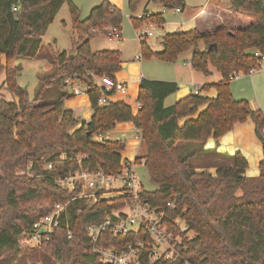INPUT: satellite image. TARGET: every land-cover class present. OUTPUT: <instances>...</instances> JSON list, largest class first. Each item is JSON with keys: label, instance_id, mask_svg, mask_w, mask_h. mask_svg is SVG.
Returning <instances> with one entry per match:
<instances>
[{"label": "trees", "instance_id": "trees-1", "mask_svg": "<svg viewBox=\"0 0 264 264\" xmlns=\"http://www.w3.org/2000/svg\"><path fill=\"white\" fill-rule=\"evenodd\" d=\"M142 1L128 0L127 5L136 12ZM150 1L166 9L186 8L185 0ZM64 3L69 5L77 34L69 53L43 42ZM231 9L247 16L249 24L230 28L223 22L211 30L167 32L161 51H153L146 39L140 44L143 58L163 62H176L191 51L194 70L210 75L214 68L221 73L222 80L202 87L216 88L217 96L192 92L166 105L179 84L142 78L135 114L125 101L99 104L105 90L97 78L117 80L123 60L120 50H94L91 43L98 32L106 33L111 27L122 30L123 9L102 0L83 19L73 0H0V77L4 73L6 90L17 98L12 101L0 95V264H109L92 252L87 229L103 222L119 201L91 202L78 196L82 187L70 191L56 180L76 172L79 160L90 170L119 171L126 142L104 136L123 122L134 123L145 146L140 158L156 189H145L144 197L154 207L182 216L194 231L184 244L186 249L182 247L184 257L193 264H264V159L255 177L247 175L249 162L241 152L226 155L221 162L200 159L211 137L218 143L237 123L249 119L264 147V111L253 109L247 99L235 98L231 90L238 73L256 66L258 58L252 51L264 54V0H232ZM148 13L131 17L136 30L151 22L165 23L161 13ZM42 48L52 67L41 76L31 98L18 81L20 60L38 58ZM68 78L88 89L93 110L89 121L65 106L75 96L67 90ZM171 204L176 206L173 211L168 209ZM57 205L66 208L49 237L23 246L21 239ZM126 241L107 229L98 245L125 246Z\"/></svg>", "mask_w": 264, "mask_h": 264}, {"label": "built area", "instance_id": "built-area-1", "mask_svg": "<svg viewBox=\"0 0 264 264\" xmlns=\"http://www.w3.org/2000/svg\"><path fill=\"white\" fill-rule=\"evenodd\" d=\"M177 8L176 11H180ZM149 16L150 14H146ZM142 15H140L141 17ZM155 23H149L143 35H152L150 29ZM110 39H123L122 32L117 27H111L106 30ZM252 55L258 58L255 67L251 68L247 75L252 76L256 72L264 74V54L259 50H253ZM138 59L142 55L137 56ZM243 72L238 73V77ZM98 84L105 90L104 95L99 99V104L103 105L112 101V97L117 94L126 95L128 85L124 81L115 80L109 76H101L97 79ZM76 79L68 78L65 83L72 86V92L75 95H83L88 92L87 88L77 82ZM196 89L195 93H199ZM138 109L140 104L137 105ZM79 169L71 175L59 178L56 182L70 191L82 187V193L79 197H84L91 202L97 200L119 201V205L112 208L107 218L99 224L88 226V233L93 242L92 252L97 254L100 260L109 264H158L160 262H177L181 264H193L184 257L182 253L186 248L185 242L193 236V230H190L186 219L182 216H172L167 209L154 207L147 198L144 197L145 187L137 172L136 163L130 161L122 163V168L117 172H105L98 168L90 170L83 168L79 160ZM51 167V165H50ZM66 205H57L48 215L40 217L34 224L33 230L28 236L34 242L39 243L47 239L57 226L59 216L65 210ZM175 204L169 205L168 209L173 211ZM121 240L126 241L118 246H99L98 240L105 230ZM124 246V248H122ZM184 247V250H182Z\"/></svg>", "mask_w": 264, "mask_h": 264}, {"label": "rangeland", "instance_id": "rangeland-1", "mask_svg": "<svg viewBox=\"0 0 264 264\" xmlns=\"http://www.w3.org/2000/svg\"><path fill=\"white\" fill-rule=\"evenodd\" d=\"M74 3L81 10V18H86L90 10L101 3L102 0H73ZM187 8L184 11L177 12L175 9H167L165 12L166 24L165 27L154 26L150 29L154 31V37L148 38L152 40L154 44L162 41L164 33L167 32H176V31H185L193 27L198 26L199 20L192 18L195 12H198L202 8L201 15L199 17L203 23L209 26L212 25L213 19H215L218 25L226 22L228 27L232 28L235 25H247L250 22V19L241 14L233 12L231 9L232 0H185ZM161 5L158 3L151 2L150 0H143L137 11L132 12L127 3L124 5V20L122 23V34L123 39L117 40L116 38L110 39L106 33L98 32L92 39V48L94 50H102L108 47H119L123 52L124 60H127L124 65V71H127L129 63H151L152 58H143L142 60H135L134 57L136 54L141 52V45L139 39H137V30L134 28L131 18L129 16H138L140 13H143L145 10H150L152 12L157 11V6ZM204 7V8H203ZM220 14V15H219ZM223 16L225 18H223ZM186 22H185V21ZM184 21V22H183ZM216 23V24H217ZM205 26V25H204ZM203 27V26H202ZM77 38V34L74 32L72 27V19L69 11L68 3H64L58 14L56 15L54 21L49 25L46 34L44 36V44H51L55 51L63 52L67 51L68 53L74 49L73 41ZM47 50V49H46ZM45 49L40 50V56L33 59H21V75L18 78L19 83L25 87L31 98H33L38 90V84L41 76L48 74L52 67V64L47 57H44ZM157 62L166 63L158 58ZM144 74H148L146 69L143 68ZM4 73L0 77V95L5 96L7 100H16L17 98L12 96L7 90L4 82ZM98 79V78H97ZM79 82V81H77ZM76 82V84H77ZM81 84V83H80ZM83 88H87L86 85L81 84ZM233 85L239 90L240 88H245L244 93L249 96L250 94L253 97L257 94L258 98L264 109V74L262 72H256L253 76L247 75L245 73L240 74L234 81ZM68 92H72V86L69 84L67 87ZM173 96V95H172ZM237 96H242L237 93ZM171 97V96H170ZM173 102L172 98H168L166 105H170ZM136 103V100L134 101ZM65 106L67 108L76 107L78 115L81 120L86 121L90 119L91 104L89 101V95H75L71 99L65 101ZM136 108L134 107V110ZM82 121V122H83ZM112 133V132H110ZM106 134L104 137L106 139L114 140L119 137L117 134ZM136 140L138 143H126V149L122 152V163L126 164L130 161L136 163L137 172L143 182L144 187L149 190H155L156 186L150 179L148 170L145 166V160L140 158L144 151V144L142 137L137 131ZM201 159V158H200ZM214 172V171H213ZM23 173V172H22ZM194 234V231H193ZM21 244L23 246H32L36 242L31 239L30 236L26 235L21 239Z\"/></svg>", "mask_w": 264, "mask_h": 264}, {"label": "crops", "instance_id": "crops-1", "mask_svg": "<svg viewBox=\"0 0 264 264\" xmlns=\"http://www.w3.org/2000/svg\"><path fill=\"white\" fill-rule=\"evenodd\" d=\"M110 1L124 10V5L125 3H127L128 0H110ZM156 8H157L156 12L145 10L143 13H140V15H143L145 12H149L152 14L161 13L165 19V23L161 25L155 23V26L165 27L166 24L165 12H167V9L164 8L162 5H158ZM201 10L202 8H200L199 11L201 12ZM180 11H184V10H180ZM199 11L195 12L192 16V18H194L195 20H199V23L197 24L198 26L193 28H197L203 31V30H211L214 27L218 26V23L215 19H213L212 25L209 24L208 26L205 23H203L199 17V14L201 15ZM140 15L138 16L140 17ZM129 17L131 18L132 16ZM223 18L225 17L223 16ZM148 25L142 30H137V36H138L137 39H139V43L141 44V41L146 39L147 43L149 44L150 48L153 51L163 50L164 48L163 40L160 41L159 43L157 42V44H154L152 40L148 41V38L154 37L155 35L154 31L152 35L150 36L146 35L144 39L140 38V36L142 35V31L146 30ZM234 27H237V25H235ZM105 49H117L121 51L122 60H123L122 70L116 74V77L118 80L124 81L128 85L127 94L114 95L112 97V101H125L126 103L130 104L133 107V110L134 107L136 108L134 110L135 114L138 111L137 97H138L139 86L142 78L177 82L180 87L179 91H177L173 96L171 95V97H168L173 99V102L171 104L186 97L192 92L195 93L196 89H199L202 95H205L209 98H215L218 94L217 89L214 87L209 90H203L202 87L206 84H214L222 80L221 73H219L214 68H212V72L210 75H205L202 72L194 70L190 64V60L192 58L191 51L181 54L176 62L159 63L155 58L152 59L151 63H145L146 67H144L143 63H135L134 61L133 63H129V65H127L128 66L127 71H124L123 67L124 65L127 64L125 63L127 60H124L122 50L116 46L108 47ZM139 54H141V52L136 54V56L134 57L135 60L143 59V57L141 59L137 58ZM143 68L146 69L148 74H144ZM3 77L5 78V75ZM235 79H233L231 82V90L233 96L237 99H247L253 109H261L264 111L263 106L258 98V95L256 94L253 97V95L250 94L249 96H247V94L244 93L245 88H240L238 90L236 86L233 85V81ZM237 93L242 96H237ZM135 100L136 103H134ZM77 108L78 106L72 107L71 109H73L77 117H80L78 115ZM204 109L205 107H202L201 110ZM92 114H93V110L91 108L89 115L92 116ZM112 133L119 135L117 139H123L127 144L128 142L138 143L135 138L136 134L138 133L133 122L119 123L117 127L112 131ZM236 152H241L248 159L249 168L247 170V175L252 177L258 176L260 174V163L264 159V147L262 141L257 137L255 123L251 119L247 120L244 123H237L232 130L227 132L218 140V143L214 137H211L204 146V150L201 153L202 154L201 159L205 162H212V161L221 162L226 160L225 159L226 155L234 154ZM210 170L212 172L213 171L215 172L216 167H212Z\"/></svg>", "mask_w": 264, "mask_h": 264}, {"label": "water", "instance_id": "water-1", "mask_svg": "<svg viewBox=\"0 0 264 264\" xmlns=\"http://www.w3.org/2000/svg\"><path fill=\"white\" fill-rule=\"evenodd\" d=\"M178 198H180V196H178Z\"/></svg>", "mask_w": 264, "mask_h": 264}]
</instances>
